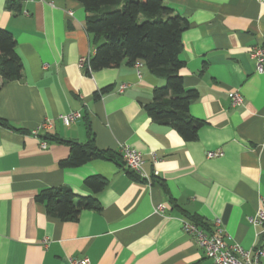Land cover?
Instances as JSON below:
<instances>
[{"label":"crops","instance_id":"crops-1","mask_svg":"<svg viewBox=\"0 0 264 264\" xmlns=\"http://www.w3.org/2000/svg\"><path fill=\"white\" fill-rule=\"evenodd\" d=\"M162 1L187 21L179 73L184 88L197 91L188 112L202 125L193 141L147 115L164 80L142 61L138 69L123 62L86 72L94 46L79 1L0 0V28L14 37L23 65L19 80L0 78V119L12 126L0 124V264H69L83 256L89 264H214L183 220L211 233L219 218L227 245H260V227L249 219L264 200V79L249 54L262 43L264 4ZM235 90L239 105L231 104ZM69 112L78 117L64 125L59 117ZM45 119L51 127L41 139L85 143L89 127L95 147L115 156L61 167L68 144L46 139L41 148L30 134ZM123 144L143 154L150 185L129 174L118 155ZM91 175L105 181L98 192L84 184ZM64 185L98 207L75 221L47 214L36 193Z\"/></svg>","mask_w":264,"mask_h":264},{"label":"trees","instance_id":"trees-1","mask_svg":"<svg viewBox=\"0 0 264 264\" xmlns=\"http://www.w3.org/2000/svg\"><path fill=\"white\" fill-rule=\"evenodd\" d=\"M77 1L86 13L84 29L94 46V53L86 62V72L118 67L123 62L133 65L142 61L153 75L164 80L162 86L153 89L152 102L144 107L147 115L157 123L172 127L183 140H195L202 121L191 116L188 108L197 91L184 88L179 73L184 65L179 53L181 34L187 27L186 19L162 0ZM22 71L14 37L0 28L1 82L19 80ZM0 124L12 128L2 119ZM87 135L89 139L85 143L56 139L48 134L42 138L68 144L69 155L59 161L61 167H76L93 159L115 156L111 151L95 147L89 127ZM128 172L134 177L131 171ZM84 184L98 192L105 181L99 175H91L85 178ZM35 200L45 206L47 214L63 221H75L81 210L98 207L93 196L77 195L65 185L40 189Z\"/></svg>","mask_w":264,"mask_h":264},{"label":"built area","instance_id":"built-area-1","mask_svg":"<svg viewBox=\"0 0 264 264\" xmlns=\"http://www.w3.org/2000/svg\"><path fill=\"white\" fill-rule=\"evenodd\" d=\"M260 4H264V0H255ZM250 57L254 60L255 70L261 74L264 79V36L262 43L253 47L250 51ZM134 67L138 69L141 61H136ZM124 85H120L119 91L124 89ZM231 104L239 105L243 102V97L239 91H231L229 93ZM78 117L77 112H69L61 115L59 118L64 125H69ZM51 123L48 119L43 120L36 127L30 130V134L34 137L40 138L41 148L47 147V141L41 139L40 132L43 129H49ZM120 153L125 167L134 175L143 180L147 185H150L151 180L144 170L145 158L140 151H137L130 146L123 144L119 146ZM222 155L220 151H207V157H214ZM164 204L156 206V210L162 211ZM250 223L260 227V234L262 236L261 243L254 249H243L239 245H227L223 239L225 235L221 227V220L216 218L213 220V232L207 233L201 227H198L193 222L186 220L182 221V229L185 233L194 237L197 244L203 249L204 254L210 258L214 264H261L264 258V200L261 199L255 213L249 219ZM89 258L83 256L81 258L70 259L69 264H89Z\"/></svg>","mask_w":264,"mask_h":264}]
</instances>
